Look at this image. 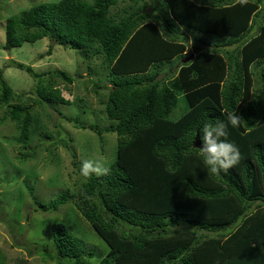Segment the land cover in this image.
<instances>
[{
    "label": "trees",
    "instance_id": "trees-1",
    "mask_svg": "<svg viewBox=\"0 0 264 264\" xmlns=\"http://www.w3.org/2000/svg\"><path fill=\"white\" fill-rule=\"evenodd\" d=\"M120 1L127 3L113 14ZM262 6L264 0H58L6 19L4 49L48 37L47 54L52 44L98 53L111 75L99 111L107 121L87 125L98 135H117L107 172L83 177V161L70 149L83 177L78 188L44 203L27 186L43 210L74 204L108 246L96 264H264ZM7 65L27 71L41 96L22 103L27 92L16 95L0 69V105H8L7 117L17 123L14 139L25 147L43 128L32 112L36 104L76 101L51 86V78L72 84L73 77L11 60ZM180 101L183 111L172 118ZM233 114L243 119L237 127L230 124ZM218 121L228 125L227 139L241 153L239 164L219 175L193 145L197 127ZM199 138L202 145V132ZM50 239L57 259L92 264L94 251L64 223L51 225Z\"/></svg>",
    "mask_w": 264,
    "mask_h": 264
},
{
    "label": "rangeland",
    "instance_id": "rangeland-1",
    "mask_svg": "<svg viewBox=\"0 0 264 264\" xmlns=\"http://www.w3.org/2000/svg\"><path fill=\"white\" fill-rule=\"evenodd\" d=\"M56 1L0 0V69H3V77L8 85L16 95L27 92L22 96V103L29 104L33 99H41L35 79L24 69L5 65L11 60L31 65L36 72L62 70L73 77V83L68 84L53 76L50 85L58 88L64 97L76 99L71 104H50L46 100H42L41 105L36 104L32 112L38 115L43 128L32 136L25 147L14 139L18 134L17 123L7 117L8 105H0V264H73L72 259H57L51 251V225L55 222L64 223L85 240L87 247L94 251L89 259L92 264H96L108 252L107 244L72 202H66L55 211L43 210L34 203L27 189V186H31L35 199L46 203L58 193L78 188L83 177L72 164L70 149L75 151L77 160L100 162L104 168L116 156V133L102 132L98 135L87 126H103L107 121L103 118L104 113L99 111L112 82L108 69L100 65V54L92 55L90 51L86 55L85 49L59 44H52L51 53L47 54L52 43L48 37L34 42L26 41L11 49L2 47L8 17L32 5ZM126 3L120 1L111 12L121 13ZM191 43L192 40L187 51L192 50ZM181 62L182 58L178 57L173 61L174 64ZM87 70L96 72L89 74ZM45 78L47 80L49 77ZM13 102H17L16 97L12 99ZM182 106L180 101L170 116L177 118L183 111ZM72 119H77L86 127L74 126ZM43 132L51 137H43ZM43 244H50V249H42L39 245Z\"/></svg>",
    "mask_w": 264,
    "mask_h": 264
},
{
    "label": "clouds",
    "instance_id": "clouds-1",
    "mask_svg": "<svg viewBox=\"0 0 264 264\" xmlns=\"http://www.w3.org/2000/svg\"><path fill=\"white\" fill-rule=\"evenodd\" d=\"M232 127L239 126L243 119L233 114L229 117ZM195 132L203 133V144L200 147L204 162L211 173L219 175L221 172H227L230 168L235 167L241 160L239 148L230 142L227 137L228 125L223 121L215 124L205 123L202 128L197 127ZM107 172L100 162L85 160L80 167V174L89 178L92 174L101 175Z\"/></svg>",
    "mask_w": 264,
    "mask_h": 264
},
{
    "label": "water",
    "instance_id": "water-1",
    "mask_svg": "<svg viewBox=\"0 0 264 264\" xmlns=\"http://www.w3.org/2000/svg\"><path fill=\"white\" fill-rule=\"evenodd\" d=\"M194 54L192 53V54H190L189 56H187V57H185L182 61H183V63L184 62H186V61H188L190 58H192V56H193ZM193 145L195 146V147H201L202 145L200 144V138H199V133L197 132V134L195 135V138H194V140H193Z\"/></svg>",
    "mask_w": 264,
    "mask_h": 264
},
{
    "label": "crops",
    "instance_id": "crops-1",
    "mask_svg": "<svg viewBox=\"0 0 264 264\" xmlns=\"http://www.w3.org/2000/svg\"><path fill=\"white\" fill-rule=\"evenodd\" d=\"M183 62V61H182Z\"/></svg>",
    "mask_w": 264,
    "mask_h": 264
}]
</instances>
